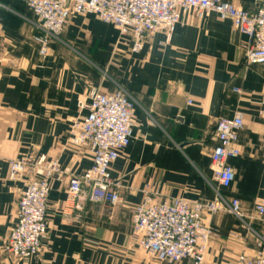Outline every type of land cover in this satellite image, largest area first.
I'll use <instances>...</instances> for the list:
<instances>
[{"label":"crops","instance_id":"1","mask_svg":"<svg viewBox=\"0 0 264 264\" xmlns=\"http://www.w3.org/2000/svg\"><path fill=\"white\" fill-rule=\"evenodd\" d=\"M224 1L254 14L264 0ZM34 34L27 5L0 0V264H24L1 250L17 225L24 190L9 180L10 161L46 156L72 175L90 169L91 154L67 144V135L80 115L78 103L93 89L123 90L136 104L131 143L111 168L113 179L124 183L123 202L115 208L88 203L78 211L69 202V179L52 181L48 238L40 257L26 264H159L133 236L132 212L146 190L190 205L220 194L238 199L248 217L264 202V65L246 64L248 38L231 21L188 14L169 46L162 47L165 36L157 34L140 54L93 15H74L45 59ZM238 111L244 113L242 155L230 160L236 180L222 189L212 181L216 124ZM206 218L217 230L208 264L253 257L250 231L264 234L263 225L229 214Z\"/></svg>","mask_w":264,"mask_h":264},{"label":"built area","instance_id":"2","mask_svg":"<svg viewBox=\"0 0 264 264\" xmlns=\"http://www.w3.org/2000/svg\"><path fill=\"white\" fill-rule=\"evenodd\" d=\"M22 1L35 16L37 34L32 40L42 59L74 15H93L113 25L119 31V42L129 38L131 52L140 54L148 39L157 34L165 36L160 45L169 46L183 17L194 13L198 19L216 14L221 21H231L235 30L248 38L244 47L246 64L264 65V1L254 14L224 0ZM234 92L241 94L239 89ZM78 108L80 115L70 122L67 144L91 154L93 165L85 173L72 175L61 169L59 161L46 156H22L10 161L9 180L23 183L24 190L18 203L17 225L1 250L24 264L40 257L48 238L52 181L69 179V202L78 211L88 203L115 208L123 202L124 183L113 179L111 168L131 143L136 104L123 90L105 94L93 89L78 103ZM243 129L241 111L216 124L217 146L210 156L212 181L222 189L231 188L236 180L230 160L242 155L239 140ZM159 198V193L146 190L142 203L132 212L133 236L159 264H208L206 253L217 230L206 217L229 214L242 222L251 219L264 226L263 201L255 204L248 217L238 199H226L220 194L212 202L195 205L179 198ZM250 233L255 243L253 257L242 254L230 264H264V234L252 230Z\"/></svg>","mask_w":264,"mask_h":264},{"label":"rangeland","instance_id":"3","mask_svg":"<svg viewBox=\"0 0 264 264\" xmlns=\"http://www.w3.org/2000/svg\"><path fill=\"white\" fill-rule=\"evenodd\" d=\"M255 223H258V222H255ZM258 224H260V223H258ZM261 225V224H260Z\"/></svg>","mask_w":264,"mask_h":264}]
</instances>
